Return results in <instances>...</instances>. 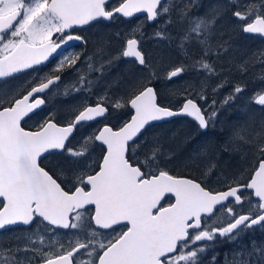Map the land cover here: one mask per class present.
I'll use <instances>...</instances> for the list:
<instances>
[{
    "label": "snow or ice",
    "instance_id": "6c2138e0",
    "mask_svg": "<svg viewBox=\"0 0 264 264\" xmlns=\"http://www.w3.org/2000/svg\"><path fill=\"white\" fill-rule=\"evenodd\" d=\"M255 38L264 0H0V264H264Z\"/></svg>",
    "mask_w": 264,
    "mask_h": 264
},
{
    "label": "rangeland",
    "instance_id": "374dc122",
    "mask_svg": "<svg viewBox=\"0 0 264 264\" xmlns=\"http://www.w3.org/2000/svg\"><path fill=\"white\" fill-rule=\"evenodd\" d=\"M204 4L207 5L209 3H212L214 2V0H203ZM140 18H137V20H139ZM149 31H151V29L149 28L148 29ZM97 31V30H96ZM258 48H264V45L262 46H256L254 45V43L251 41V39H248V40H245L242 42V52H252V51H255L256 49ZM241 55V53H237V56L239 57ZM123 67V66H121ZM117 71L118 69H114L112 73H110V76H115L117 74ZM260 72V66L257 65L256 68L253 70V72H250L248 74L247 77H245V79L248 81V89L249 91L257 86V85H254L252 83V80H251V77L253 76V74H259ZM35 75V74H33ZM188 77H185V79H187ZM99 90V89H98ZM225 94L227 92V89L224 90ZM82 97V95L78 94L76 96H74L72 98V102H75V101H78L80 100ZM72 102H69V103H72ZM239 105V102L237 103V105H234L233 108L229 109L227 112H225L222 116H221V120H225V119H235L236 116L239 114L238 112H236V108L238 107ZM174 119H177L175 121H172L171 123L169 124H165L164 125V128L166 130H170V132H177L179 135H178V138H177V143L175 144H172L171 147L177 149L178 151L184 153V154H187V152L189 151V149L184 146L183 144L179 143L180 140L183 139V137L188 134V133H191L192 135H195V131H194V125L193 123L190 121L189 118H186V117H179V118H174ZM173 119V120H174ZM209 138H211V135L209 136ZM151 141L149 140V143ZM169 145H165V147H168ZM241 162L239 161V158L236 157V158H229L227 156H225L224 158V161L221 163V169L223 170V172L225 174H231L233 171H235V169L239 166ZM245 167L247 165H244ZM170 168L171 167H175V171H176V174H187V170L184 169L183 167H180L178 165H170L169 166ZM194 175H198V172H194L193 173ZM213 181L215 180V177L212 178ZM215 186V185H214ZM9 234L8 233H3V234H0V238H6L8 237ZM259 238V237H258Z\"/></svg>",
    "mask_w": 264,
    "mask_h": 264
},
{
    "label": "flooded vegetation",
    "instance_id": "af4514ba",
    "mask_svg": "<svg viewBox=\"0 0 264 264\" xmlns=\"http://www.w3.org/2000/svg\"><path fill=\"white\" fill-rule=\"evenodd\" d=\"M137 18H139V17H137ZM96 30L98 31V29H91L90 32L84 33L85 35H90L91 42L87 46L80 45L79 42H74V44L70 48H66L65 51L74 49L77 52L83 51L85 54H90L91 51H92V48H93V44L96 41V37L94 35H91V34L97 32ZM76 34H78V33H76ZM251 41L256 46L257 45L258 46L264 45V41H261L259 38L251 39ZM58 59H59V55L57 54L54 58H52L50 60V62L47 64V66H43L42 65L41 68L43 69V72L41 74L47 73L50 69H52L56 65ZM74 77H75V74L73 72H71V71L63 73L62 74V80L60 82V90L62 91L64 86H65V84L67 82L72 81L74 79ZM30 78L31 77L21 76L20 80L15 81L14 83H22L25 79H30ZM96 91H99V90L97 89ZM80 95L83 96V94H80ZM72 98L73 97H70L67 101H65V100H63L61 98H55V102L54 103H49V104L46 105L45 111H47L49 108L55 109V108L60 107L63 104H67L69 102H72ZM50 99H52V97H50ZM94 101H95V97H91L90 100H89V102H94ZM181 118H183V117H181ZM175 120H177V119H174L172 121H175ZM29 123L31 124V122H29ZM167 124H169V123H167Z\"/></svg>",
    "mask_w": 264,
    "mask_h": 264
}]
</instances>
